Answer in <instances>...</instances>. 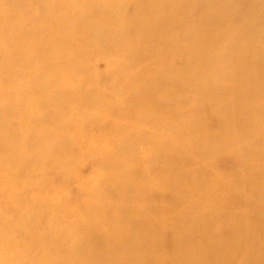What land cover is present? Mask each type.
I'll list each match as a JSON object with an SVG mask.
<instances>
[{
    "label": "bare ground",
    "instance_id": "obj_1",
    "mask_svg": "<svg viewBox=\"0 0 264 264\" xmlns=\"http://www.w3.org/2000/svg\"><path fill=\"white\" fill-rule=\"evenodd\" d=\"M0 196V264H264V0H0Z\"/></svg>",
    "mask_w": 264,
    "mask_h": 264
},
{
    "label": "rangeland",
    "instance_id": "obj_2",
    "mask_svg": "<svg viewBox=\"0 0 264 264\" xmlns=\"http://www.w3.org/2000/svg\"><path fill=\"white\" fill-rule=\"evenodd\" d=\"M144 1H150V0H144ZM151 1H159V0H151ZM24 5L25 7H27V8H30L32 5H31V3H29V2H25V3H20V5ZM7 6H8V4H7ZM10 6V5H9ZM132 7H134V4H127V11L128 12H130V11H132ZM10 8V7H9ZM145 10H147V11H149L150 13L152 12L151 10H149V9H145ZM139 11V14L141 15V17H142V20L144 21L143 23H145L146 22V20H148V22L150 23L151 21H152V15L149 13H147V14H145L144 15V12L142 11V10H138ZM12 14V12H10L9 13V15L10 16H13V15H11ZM14 17V16H13ZM4 18H6V14L4 15ZM155 18V17H154ZM149 23H146L144 26H143V31H144V34H146V36L147 37H152L153 36V34H154V29H153V27H152V25H150ZM25 51V50H24ZM143 148H140V150H139V155L140 156H142V154H143ZM91 169H92V166H91V164L89 163V162H87V161H84L82 164H81V173H82V176H84V177H87L88 176V174L90 173V171H91ZM15 172V171H14ZM19 171H17L16 172V174H19L18 173ZM54 182L55 181H52V183H51V187L52 188H54V187H56L57 185L56 184H54ZM50 182H48V184H49ZM4 207V200H3V198H1V196H0V209H2ZM259 207L264 211V197L260 200V202H259ZM91 244H96L95 243V241L93 240V242H91Z\"/></svg>",
    "mask_w": 264,
    "mask_h": 264
}]
</instances>
